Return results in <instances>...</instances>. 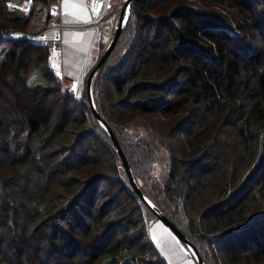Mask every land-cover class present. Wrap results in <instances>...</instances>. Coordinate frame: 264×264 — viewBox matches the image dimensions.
<instances>
[{
  "label": "trees",
  "instance_id": "1",
  "mask_svg": "<svg viewBox=\"0 0 264 264\" xmlns=\"http://www.w3.org/2000/svg\"><path fill=\"white\" fill-rule=\"evenodd\" d=\"M6 1L0 264H167L148 235L158 218L129 185L85 92L120 6L102 17L97 59L74 96L47 45L31 39L50 27L57 0H31L27 12ZM33 69L44 81L28 85ZM91 92L138 186L204 264H264V0H131ZM128 123L145 126L167 156L153 196L143 184L158 157Z\"/></svg>",
  "mask_w": 264,
  "mask_h": 264
},
{
  "label": "crops",
  "instance_id": "2",
  "mask_svg": "<svg viewBox=\"0 0 264 264\" xmlns=\"http://www.w3.org/2000/svg\"><path fill=\"white\" fill-rule=\"evenodd\" d=\"M10 1L24 12L31 3V0ZM122 3L123 0H58L57 13L46 29L53 31L57 19L63 25L60 49L52 66L56 75L63 76L65 83L75 85V96L80 95L84 77L97 59L102 17L110 7H121ZM161 222L159 219L150 220L148 235L167 264H197L178 238Z\"/></svg>",
  "mask_w": 264,
  "mask_h": 264
},
{
  "label": "water",
  "instance_id": "3",
  "mask_svg": "<svg viewBox=\"0 0 264 264\" xmlns=\"http://www.w3.org/2000/svg\"><path fill=\"white\" fill-rule=\"evenodd\" d=\"M131 0H123V3L121 7L119 8L118 14H117V21L114 26L113 33L111 35V38L109 39L103 53L100 55L96 63L93 65V67L90 69L86 81H85V92L89 104V108L95 117V119L101 124V126L105 129L108 136L110 137L113 146L115 148V151L120 159L121 165L124 169V172L126 174L127 180L131 188L134 190V192L137 194V196L147 205V207L157 216V218L162 221L166 227L180 240V242L190 250V252L193 254L196 263L197 264H204L198 250L196 249L195 245L184 235V233L151 201L147 199V197L144 195V193L141 191L140 187L138 186L133 173L131 171L130 165L121 149V146L108 125V123L100 116L99 112L97 111L93 97L91 92V86H92V80L101 66V64L104 62L110 51L113 49V47L116 44L117 38L119 36L120 31L122 30V27L125 24L126 19H123L122 17H126L128 15L129 9H130Z\"/></svg>",
  "mask_w": 264,
  "mask_h": 264
},
{
  "label": "rangeland",
  "instance_id": "4",
  "mask_svg": "<svg viewBox=\"0 0 264 264\" xmlns=\"http://www.w3.org/2000/svg\"><path fill=\"white\" fill-rule=\"evenodd\" d=\"M15 1L20 2L21 0H15ZM12 3H14V2H12ZM12 6H14V5H12ZM15 6H16V4H15ZM29 7H30V5H29ZM49 11H50V6H49ZM113 30H114V28H113ZM3 48H4V46L2 44H0V61H1V58H3V53H4ZM43 81H44V79L40 75L38 70L33 69L31 74L28 76L26 83L28 85H33L37 82H43ZM126 128L129 130V132L131 133L132 136L139 138V139L143 140L144 142H146L147 144H149L154 149V151L158 157L156 165L151 172V177L149 179V182L147 184H143L145 192L147 194H150L153 196V194H156V192H159L162 189L161 187H162L163 181L165 180V178L167 176V171H168L167 156L165 154L164 149L155 142L152 135L150 134V132L148 131V129L145 126H143L141 124H137V123H128L126 125ZM154 186H155V189H154ZM146 197L149 201H151V199L148 196H146ZM163 204L166 205L167 209L170 208L168 206L167 202L164 201ZM168 210H169V212H171L170 209H168ZM173 216L175 217V221L178 225H180L181 227H185V219L183 217H180L177 215H173ZM153 220H158V219H153ZM149 222H148V224H149ZM162 224L164 225V223H162ZM184 249L186 250V252L189 255H192V257H194L188 248L185 247Z\"/></svg>",
  "mask_w": 264,
  "mask_h": 264
},
{
  "label": "built area",
  "instance_id": "5",
  "mask_svg": "<svg viewBox=\"0 0 264 264\" xmlns=\"http://www.w3.org/2000/svg\"><path fill=\"white\" fill-rule=\"evenodd\" d=\"M6 3L10 9L16 8L15 3H12L11 1H6ZM57 4H58V0L55 3H51L49 5L50 6V13L53 16H55L57 13ZM12 5H14V6H12ZM62 29H63V25H62L61 21L57 19L55 21V27H54L53 31L48 32L47 30H44L42 32H39V33L31 36V39L34 42H38V43L47 45L48 57L51 60V62L53 61L56 53L60 49V45H61V41H62V36H61ZM58 77L60 79L62 89L65 92L74 95V93L76 92V87L74 89L72 85H68L67 83H65V80H64L62 75H60Z\"/></svg>",
  "mask_w": 264,
  "mask_h": 264
},
{
  "label": "snow or ice",
  "instance_id": "6",
  "mask_svg": "<svg viewBox=\"0 0 264 264\" xmlns=\"http://www.w3.org/2000/svg\"><path fill=\"white\" fill-rule=\"evenodd\" d=\"M123 19H127L126 17H122ZM85 22H88V21H85ZM73 88L75 89V85L73 86Z\"/></svg>",
  "mask_w": 264,
  "mask_h": 264
}]
</instances>
